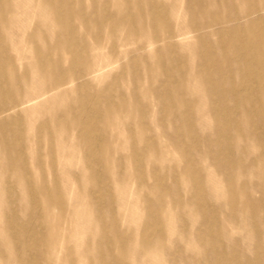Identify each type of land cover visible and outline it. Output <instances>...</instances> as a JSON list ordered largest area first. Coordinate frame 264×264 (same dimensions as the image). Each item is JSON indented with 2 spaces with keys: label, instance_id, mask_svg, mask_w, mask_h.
I'll use <instances>...</instances> for the list:
<instances>
[{
  "label": "bare ground",
  "instance_id": "bare-ground-1",
  "mask_svg": "<svg viewBox=\"0 0 264 264\" xmlns=\"http://www.w3.org/2000/svg\"><path fill=\"white\" fill-rule=\"evenodd\" d=\"M73 1L24 0L21 4L17 0H10L9 3L0 1V43H7L5 49L0 46V53L8 55V61L1 63L0 60V82L4 79L11 88L0 86V128L3 129L0 130V192L28 195L32 205L42 209L46 241L56 243L62 230H72L75 227L77 230L78 222L80 236L77 238V235H70L66 239L76 242L73 246L76 249V264L77 260L80 264H86L87 251L82 248V236H97V221L92 217V220H88L91 216L88 217L90 206L83 196L94 182L90 169L97 163H92L89 156H97L106 165L124 158L127 169L121 177L115 171L108 170L111 165L106 168L109 179L116 186L114 195L119 205L125 207L133 204L131 214L124 217L127 239L123 242L112 240L110 250L118 264H134L140 254H143L147 264H161L159 256L168 245L164 240L167 236L170 238L171 234L168 233L174 229L175 218L174 215L167 217L159 214L155 229L137 230L144 219L140 212L144 196L155 197L161 191L151 182H157L159 177L141 176L131 162L140 155L141 149H149L144 154V160L148 159L160 166L174 165V176L179 175L184 180L189 178L195 184L196 175L189 167L179 174L178 163L169 149L178 147V143L172 136L165 137L163 130L173 131L177 126L190 127L186 122L187 113H190L205 122V132L218 126L222 134L226 135L230 131L227 121L214 113H219V104L229 92L240 98L237 108L245 117L247 115L248 118L264 119V100L255 105L252 103L251 106L247 101L256 97L255 95L264 97V33L258 34L254 30L251 37H247L241 32L236 40H231L230 37L220 40L221 60L213 67L214 58L210 51L209 59L212 60L206 71L197 64L198 58L206 61V57L204 59L201 54H195L198 46L190 43L189 50L194 53L195 60L192 55L193 61L187 62L188 66L184 70L188 76L173 75V69L162 64V49L159 50V46L167 42L177 47L180 44L176 39L186 34L194 33L198 39L208 32H214L209 31L211 29H223L226 32L239 30L243 25L255 27L258 21L264 24V1L245 0V5H239L238 12L230 15L224 11L220 0H204L202 15L187 21V28L182 33L169 29L166 21H159L161 12H143L129 6L132 2H146L143 0H104V4L98 3L99 0H85V6L80 9H77ZM152 1L157 10L166 8L167 11L175 12L178 8L177 0ZM106 4L110 6L106 8ZM30 5L36 6L39 13H31ZM184 5L190 6L186 2ZM218 10L222 11L217 12ZM93 13H98L96 19L92 18ZM189 13L186 9L185 17ZM109 17L117 20L120 24L118 29L107 26ZM153 18L159 29H153L149 25ZM74 20L79 21L78 27L70 24ZM163 24L166 25L163 27ZM40 29L46 36L41 35ZM81 37H85L84 43L92 52H106L101 55L103 62L93 64L88 61L83 71L77 74L73 68H65L63 61L71 52L75 54L73 47L77 46V40ZM124 38L132 43L126 44ZM229 38L232 42H229ZM38 41H42V51L37 46ZM122 47L127 49L122 51ZM210 48L213 46L210 45ZM53 56L56 60L52 61L50 58ZM74 58L76 64L77 54ZM138 58L143 59L138 65L139 73L134 79L126 76L122 80L126 91L106 93L108 101L102 109L96 108L95 118H77V108L70 107H77L78 80L89 82L87 85L92 84L100 92L120 74L128 71L130 62ZM19 69L22 73H19ZM32 71L36 73L35 77H31ZM215 71L217 79L212 76ZM178 78L180 79L177 81ZM33 79H38L35 85H31ZM97 79L100 82L94 84ZM160 81L168 82L172 87L162 91L157 85ZM131 86L134 87L133 91H130ZM29 87L32 92H29ZM206 89L217 92L216 96L220 92L219 100L214 101V96L203 97L202 92ZM44 97L46 98L43 99ZM136 100L145 101L144 111L138 109ZM36 101L35 107L23 109V106ZM197 102L201 103L200 108L197 107ZM153 106L159 112L155 115V122L143 124L132 121L140 119L141 113L151 112ZM85 113L86 111L81 115ZM176 118L182 120L180 125L174 121ZM240 126V123L236 124V128ZM5 129L10 132H5ZM150 129L157 133L148 136L147 131ZM153 138L154 142L151 141ZM233 140L236 147L254 148L255 156L251 158L255 165L254 174L264 182V159L259 155L262 141L244 135H237ZM41 148L43 153L37 151ZM77 163L80 168L78 176L77 166L73 168V164ZM40 166L47 170L44 171ZM55 170L57 173L53 174ZM200 173L204 176L203 170ZM208 174L211 177V173ZM233 176L237 179L225 180L224 187L217 191L219 193L212 185L216 192L215 200L226 205L224 223L226 219H233L240 230H247L251 226V216L264 225V215L258 210L261 201L252 198L245 187L239 186V172L235 171ZM139 179L151 184L145 188L136 186L135 198L130 200L127 193L131 181ZM69 183L75 185L72 191L77 193V199L72 203L67 199L69 203L66 206L65 194ZM208 183L211 184L209 181ZM197 191L202 193L201 190ZM180 197L184 198V204L178 202L173 209L195 220L192 207L196 204L189 199L190 194L181 192ZM4 199L6 198L0 195V224L9 225L4 218L8 211ZM158 204L163 207L168 203L160 197ZM79 206L87 211L82 212ZM242 218L243 221H240ZM98 234L102 235L100 229ZM155 235L157 237L154 239ZM7 237L4 232L0 233L1 239ZM185 237L190 243L181 249L183 253L192 251L196 243L202 241L191 231ZM55 252L56 249L49 248L48 257L52 259ZM66 257L65 253L63 259ZM194 260L197 261L196 258Z\"/></svg>",
  "mask_w": 264,
  "mask_h": 264
},
{
  "label": "rangeland",
  "instance_id": "rangeland-1",
  "mask_svg": "<svg viewBox=\"0 0 264 264\" xmlns=\"http://www.w3.org/2000/svg\"><path fill=\"white\" fill-rule=\"evenodd\" d=\"M2 3H9L10 0H0ZM20 2L24 0H17ZM143 3H130L132 9H137L143 12L151 11L153 13L161 12L162 20L166 21L169 29L174 32L182 33L183 30L187 28V21L193 17H198L202 15L204 11V0H177L178 5L177 10L174 12L167 11L166 8L157 10L154 7V2L152 0H143ZM192 3H191V2ZM245 0H220V3L224 5V11H227L230 15L236 14L238 12V6H244ZM256 1V0H255ZM264 1V0H262ZM261 1V2H262ZM98 3L104 4V0L97 1ZM188 3V7L184 3ZM54 3V1H53ZM73 4L77 5V9L85 6V0H74ZM110 4H106L108 8ZM25 10L28 11L27 7L24 5ZM161 7V6H159ZM189 10L190 13L185 17V10ZM30 12L39 13V9L30 5ZM218 10L217 12H221ZM98 13H93L92 18L96 19ZM44 20L46 18H43ZM73 26L79 25V21L74 20L70 23ZM107 26L118 29L120 24L116 19L110 18L107 21ZM153 29H159L156 19L153 18L149 23ZM166 24H163V27ZM167 28L164 30L166 31ZM255 30L256 33H264V24L260 21L255 23V27H247L243 25L239 30L224 31L223 29H211L204 35V37L196 38L194 33L182 35L176 39L177 43L180 45L173 47L170 43H165L159 46L160 51V61L164 66L173 69V75H187L185 68L188 66L187 62H192L195 60V55L189 50L190 43H195L198 47L195 54H201V56L206 61H202L198 58L197 64L199 67L206 71V67L210 64L209 54L211 51L214 62L212 66L214 67L217 62L221 60V44L220 40L230 37L231 40H236L241 32H244L247 37H251L252 32ZM42 36H46V33L40 29ZM159 33V32H158ZM229 38V40H230ZM126 44L132 42L125 40ZM229 42H232V41ZM85 37H81L77 40V46L73 47L75 54L72 52L64 57L65 68L71 67L74 72L80 74L83 71L84 66L87 65L88 61H92L93 64L103 62L104 59L101 55L106 51L95 53L92 52L88 47H86ZM210 45L213 48H210ZM0 46L5 49L7 48V43H0ZM37 46L39 50L42 51V41H38ZM106 46H108L106 44ZM130 48V47H129ZM90 51H89V50ZM109 50V48H107ZM127 47H122V51L126 50ZM87 52V55L85 54ZM77 54V63H75V55ZM192 55L194 58L192 60ZM0 60L2 62L8 61V55L5 52L0 53ZM43 60V59H41ZM50 60H56L53 56ZM250 60H252L250 58ZM143 59L138 58L136 61L130 62L129 70L123 72L116 79L112 81L110 85L103 87L100 92H97L96 87L92 84L87 85V82L77 81V118L84 116L85 118H95L96 108L102 109L103 105L108 101L105 94H110L117 90L126 91V88L122 85V80L128 76L134 79L139 73L138 65ZM79 62V63H78ZM73 66V67H72ZM76 66V67H74ZM11 67H14L11 65ZM253 70L256 68L252 66ZM22 71L19 69V73ZM31 72V71H29ZM116 72H114L115 74ZM216 71L213 72L214 79H217ZM36 73L32 71L31 77H35ZM188 76V75H187ZM180 78L177 79V81ZM38 79H33L31 85H35ZM176 81V82H177ZM100 80H96L94 84L99 83ZM178 84V83H177ZM160 89L166 90L172 87V84L160 81L157 83ZM0 86L5 89H11L7 86L4 81L0 82ZM157 87V86H156ZM134 87H130V91H133ZM20 91V89H18ZM29 92H32V88L29 87ZM12 93V91H10ZM217 92L211 89H206L202 92L203 97H213L214 101L219 100L221 96L220 92L216 96ZM72 96V95H71ZM69 96V97H71ZM248 101L249 106L253 103L254 105L261 100H264L263 96L255 95ZM12 97V94L11 96ZM47 97V96H46ZM44 97L43 99H45ZM186 100H188L185 97ZM240 98L236 97V94L229 92L228 95L223 98L222 103L219 104V113H214L219 116L220 119L227 121L230 131L223 135L221 128L214 127V129L205 132L204 126L205 122L194 117V114L187 113L186 122L190 125L188 128L178 127L173 131L163 130L165 137L172 136L174 140L178 143V147H171L170 152L176 159L180 169V173H184V168L189 167L193 173L196 175V183H192L191 179H181L178 176H174L172 166H160L154 162L146 159L144 160V154L147 153L149 149H141L140 155L132 161L133 168L141 175L153 177H159L157 182L151 181L155 187L159 189V193L155 197L150 195H145L144 200L140 206V212L143 214V222L137 227L140 231L146 228L157 227L155 224L156 217L159 214L170 217L174 215V229L170 230L164 242L167 241V246L161 252L159 259L161 264H264V225L260 223L256 218L249 216V221L251 226L247 230H240L238 225L235 224L233 219H226L224 223V213L226 210V205L220 203V201L215 200V194L221 188L224 187V181H229L230 178L237 179L233 176L235 171L239 172V186L245 187L252 198L260 200L258 210L264 215V182L255 176L254 170L255 165L252 164L251 158L255 156V150L253 147H236L234 138L237 135H244L250 139H260L262 141V146L259 150L260 156L264 159V119L259 117L244 116L243 112L239 111L237 108V102ZM193 100H197L193 98ZM41 101V100H40ZM38 101L30 103L23 106V109L28 107H35ZM144 102V103H142ZM43 104V102L41 103ZM138 109L144 111L145 101L136 100ZM197 107L201 105L197 102ZM214 108V107H213ZM157 108L153 106L151 112L141 113L140 119H134L132 121H139L143 124L150 122H155V115L159 114L156 112ZM86 111L85 114L81 115L82 112ZM177 125L182 123L180 118L174 119ZM167 122V121H164ZM240 123L242 126L236 128V124ZM0 130H3L0 128ZM9 133L10 130H4ZM157 133L156 130L150 129L147 131L148 136H152ZM137 136L139 133L136 134ZM151 141H155L154 138ZM51 147L53 146L52 141L50 142ZM263 150V151H262ZM39 153H43V149L37 150ZM92 155V154H91ZM92 163L97 162L96 165H92L90 171L94 182L90 184L86 193L83 194L84 198H87V202L90 206L88 212V220H96L97 236L89 235L83 237L82 248L87 251L86 264H118L117 260L114 259L113 253L110 250V245L112 240L123 242L127 239V234L125 232L126 219L131 214V208L133 204L121 207L119 201L115 199L114 192L116 186L109 179L106 168L111 165L109 171H115L121 177L125 170L127 169V164L124 158H118L116 161L110 162L108 165L97 156H89ZM77 166V176L80 168H78V163L73 164V168ZM264 170V163H262ZM44 171L47 170L43 166H40ZM200 170L204 171V176L200 173ZM211 173V177L208 174ZM57 173V170L53 174ZM52 177V176H51ZM50 177V178H51ZM211 182V184L208 183ZM213 181V182H212ZM225 182V184H226ZM151 184L148 181L132 180L130 188L128 190V199L133 200L135 198V188L147 187ZM212 185L214 186L216 192L214 191ZM75 185L69 183L66 192V206L69 202L75 201L77 199V193H74ZM197 190H201L199 193ZM211 190L213 192H211ZM189 193L190 198L195 204L192 210L195 212V220L189 219V217L182 215L178 211L173 209L174 205L178 202L184 204V198L180 197V194ZM219 193V192H217ZM2 197L6 199L3 200L4 204L8 207V211L4 214V218L7 219L9 225L0 224V233L4 232L8 237L0 238V264H76L75 252L76 249L73 247L76 242H70L66 237L70 235L79 234V223L77 222L76 227L72 230H62L61 237L55 242H49L45 240L46 227L45 218L42 216V209H38L32 205L28 195L20 193H4L0 192ZM163 197L167 200V205L161 207L158 204V199ZM179 198V199H178ZM79 203H77L78 205ZM79 208L82 212L87 210L83 209L81 206ZM67 214V212H66ZM73 215V214H72ZM70 216V219L72 217ZM120 215L122 217L120 218ZM92 217V219H91ZM241 218V217H240ZM243 221V218L240 220ZM263 228V230H261ZM98 229H100L102 235L98 234ZM189 231L193 232L196 237L200 238L202 241L196 243L194 249L187 253H183L181 250L186 247L187 243H190L186 239L185 234ZM229 235V236H228ZM157 235L154 236V239ZM153 239V240H154ZM56 249V252L52 259L48 257V249ZM66 253L67 257L63 259V255ZM197 259L195 261L194 259ZM77 260V264H80ZM134 264H147L143 254H140Z\"/></svg>",
  "mask_w": 264,
  "mask_h": 264
}]
</instances>
